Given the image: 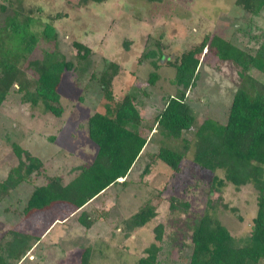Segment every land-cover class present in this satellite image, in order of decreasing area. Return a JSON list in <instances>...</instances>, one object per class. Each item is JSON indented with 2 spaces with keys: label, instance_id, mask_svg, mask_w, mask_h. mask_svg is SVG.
<instances>
[{
  "label": "rangeland",
  "instance_id": "1",
  "mask_svg": "<svg viewBox=\"0 0 264 264\" xmlns=\"http://www.w3.org/2000/svg\"><path fill=\"white\" fill-rule=\"evenodd\" d=\"M76 1L22 0L25 8L40 6L44 15H66L53 22L57 42L41 38L32 59L40 58L42 51L56 46L73 67L64 73L58 89L64 110L61 117L32 109L15 92L0 107V181L10 168L18 165L12 144L28 151L42 164L39 172L31 174L8 195L0 196V245L9 240L12 231L39 239L33 241L32 252L16 264H79L86 246L92 247L90 264H136L145 255L144 249L156 244L153 229L161 224L164 238L159 261L188 264L191 226L206 210L213 212L233 237L249 235L256 214L257 192L251 185L239 190L226 185L220 193L210 192L214 174L194 164L192 147L179 172L154 163L150 164V174L142 178L151 156L161 146L179 149L182 140L192 142L195 130L206 118L226 123L238 86L236 68L229 62L217 61L210 52L201 55L199 77L186 92L194 125L182 132L179 140H174L162 135L155 127L154 118L163 109L165 99L178 91L172 84L175 70L163 63L157 72L159 80L151 86L147 79L153 69L148 61L138 64L137 59L142 51L153 49L148 37L161 41L164 60H173L176 52L199 44L206 34L229 38L243 49H255L256 44L248 34L258 35L264 30V9L258 17H252L237 7L235 0H106L85 7H76ZM2 5L5 9H0V27L11 14V8L0 0ZM42 20L47 21L46 16ZM237 27L247 32L236 31ZM73 42L91 50L86 60L76 56ZM124 42H129L127 50ZM106 62L119 65L120 72L113 81L114 95L117 99L125 94L135 97L143 118L141 133L147 138L126 178V186L113 185L97 200L85 205L82 210L98 220L91 229L80 224L82 210L74 211L64 204L25 216L23 210L36 187L45 185L49 177H59L66 185L78 175L77 167L93 161L96 147L88 138L85 123L90 115L104 110L105 100L96 78ZM251 75L264 84V75L255 70ZM216 174L222 177L220 171ZM172 197L188 202L189 211H171ZM145 203L156 208V217L126 237L118 230L123 229L120 224ZM230 208L235 210L232 212ZM63 219L67 222L52 225L54 220Z\"/></svg>",
  "mask_w": 264,
  "mask_h": 264
},
{
  "label": "trees",
  "instance_id": "2",
  "mask_svg": "<svg viewBox=\"0 0 264 264\" xmlns=\"http://www.w3.org/2000/svg\"><path fill=\"white\" fill-rule=\"evenodd\" d=\"M2 1L11 8V14L5 17L0 27V107L9 94L15 92L20 95L21 102L32 109L61 117L64 110L58 89L64 73L71 71L73 64L56 46L53 50L42 51L40 58L32 59V55L41 38L57 42L58 34L53 22L66 15H44L40 6L25 8L22 0ZM105 1L78 0L75 6L85 7ZM235 5L246 14L258 17L264 9V0H235ZM0 9L3 11L4 5ZM44 16L47 21L42 20ZM236 31L247 32L241 27H237ZM248 36L255 42V49H243L229 38L206 34L199 44L183 52H176L173 60H164L161 41L148 37L153 49L142 51L137 59L138 64L148 61L153 69L147 79L151 86L159 80L157 72L163 63L175 70L172 84L178 91L176 95L165 99L163 109L154 118L155 127L162 135L174 140H179L182 132L189 131L194 125L186 92L195 85L199 77L201 55L210 52L217 61L229 62L237 70L238 86L232 97L226 123L219 124L206 118L195 130L192 142L182 140L179 149L161 146L151 156V162L142 175L143 179L149 175L150 164L154 163L162 164L174 173L179 172L181 162L192 147L194 164L201 170L214 174L210 192L220 193L226 185L238 190L242 186L251 185L257 192L256 214L252 220L251 232L243 238L233 237L210 210L194 219L188 264L264 262V84L251 75L253 70L264 75V30L258 35ZM72 46L76 50V56L83 61L91 54V50L79 42H73ZM123 46L127 50L129 42H124ZM119 72L118 64L106 62L96 78L105 104L103 112L93 113L85 123L88 138L96 147L93 161L77 167L78 175L66 185L59 177H49L45 185L36 187L23 210L25 216L57 204L80 211L107 188L113 185L126 186V178L146 146L147 138L141 133L144 129L143 118L135 104V97L125 94L117 99L114 95L113 81ZM12 151L18 159V165L10 168L6 177L0 181L2 197L25 182L31 174L39 172L42 167L38 158L20 146L12 144ZM217 171L221 172L222 177L216 174ZM224 207L227 208L226 205ZM189 208L188 202L175 197L170 199L171 211L187 213ZM234 210L235 208H230V211ZM86 213L82 210L79 221L83 227L90 229L98 220ZM155 217L156 208L145 203L123 219L120 224L123 229L120 231L128 237L135 229L143 227ZM163 228L161 224L154 227L156 244L144 249L145 255L136 264H164L158 259L160 244L164 238ZM9 237V240L0 245V264H16L33 248V241H39L38 238L17 231L9 232ZM91 256L92 247L86 246L79 264H90Z\"/></svg>",
  "mask_w": 264,
  "mask_h": 264
},
{
  "label": "crops",
  "instance_id": "3",
  "mask_svg": "<svg viewBox=\"0 0 264 264\" xmlns=\"http://www.w3.org/2000/svg\"><path fill=\"white\" fill-rule=\"evenodd\" d=\"M119 181L121 182V180H119ZM109 188H110V187H109ZM107 189H108V188H107ZM107 189H106V190H107ZM106 190H105V191H106ZM105 191L102 192L100 195H98V196H97L95 199H93L91 202L97 200V198L100 197V196H102V195L105 193ZM84 207H85V206H84ZM84 207H83V208H84ZM73 216H74V215H73ZM73 216H72V217H73ZM100 220H101V221H104L103 218L100 219ZM65 222H67L66 219H63V220H61V221L54 220V221L52 222V225H53V224H54V226H56L57 224L62 225V224L65 223ZM96 224H97V222H96ZM96 224H94L91 228H93ZM100 224H101V223H100ZM54 226H52L51 228H53ZM91 228H90V229H91ZM118 230H120V229H118ZM62 238H63V235H61V239H62ZM100 239H101V238H100ZM31 252H32V251H31ZM31 252H30V253H31ZM28 253H29V252H28ZM26 255H27V254H26Z\"/></svg>",
  "mask_w": 264,
  "mask_h": 264
}]
</instances>
